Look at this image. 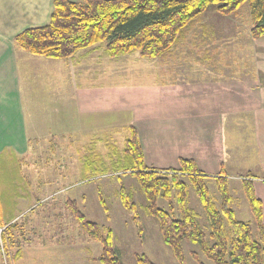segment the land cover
I'll list each match as a JSON object with an SVG mask.
<instances>
[{
    "label": "rangeland",
    "instance_id": "374dc122",
    "mask_svg": "<svg viewBox=\"0 0 264 264\" xmlns=\"http://www.w3.org/2000/svg\"><path fill=\"white\" fill-rule=\"evenodd\" d=\"M222 17V23H218L217 19ZM196 21L206 22L200 26L208 36L205 38L209 39V44L202 45L201 50L199 44H194ZM252 24L248 3L230 14L221 13L217 5L212 4L188 25L190 33L183 35L172 52L163 57H142L138 51L110 57L104 52L105 42H102L100 45L106 56L100 69L99 64L93 62L78 66L77 56L72 65L70 57L58 60L57 80L53 76L45 77L40 103H27L31 111H27L29 125L24 152H0V188L5 193L2 199L9 202L8 205L16 202L15 217L6 225L16 223L13 231L18 244L13 251L21 250L17 258L6 257L1 242L4 227L0 226V263L101 264L96 258L102 252V245L82 229L72 211L70 201H75L86 218L113 229L114 247L124 263L137 264L136 254L144 253L157 264H181L172 248L164 242L158 220L148 211L137 178L129 172L112 169L113 161L122 153L125 139L130 134L129 127L135 124L136 119L132 116L146 110L138 108L141 107L137 106L139 103L142 106L152 103L154 110L161 107L156 115L139 122L142 127L139 137L149 155L146 165L157 170L179 168L180 164L174 162L180 156L191 157L209 151L223 155L227 150L230 158L233 155L237 161L233 157L231 165L224 155L206 158V165L215 166L217 171L205 173L216 175L219 166L225 165L236 217L250 221L256 231V220L243 188L244 178L259 175L251 166L254 155L249 149L251 144L246 130L250 126L242 121L246 114L232 111L229 117L228 112L223 113L217 125V147L209 149L192 137L178 138L179 110L176 103L161 102L164 93L157 101L143 103L146 101L143 90L147 91V96L153 95V88L166 90V94L170 93L171 85L183 90L187 80H192L194 69H216V66L226 74H233L229 78L238 82L250 69L247 50L241 42L247 39ZM196 51L204 58L194 59ZM209 57L211 60L207 61ZM93 65L97 74L90 75ZM82 66L87 72L79 76L75 71ZM83 80H86L85 84L81 83ZM90 89H101L104 93L90 103L85 100ZM189 89L191 91L192 87ZM133 94L138 96L135 100ZM113 96L119 103L112 100ZM175 99L177 102V97ZM170 105L176 110L172 116H167L162 109ZM184 105L180 103L181 108ZM229 145L231 149H225ZM94 154L107 164L108 172L91 175L85 171V158ZM252 179L261 192L259 183L262 182ZM209 184L212 194L219 198L214 180L210 179ZM123 188L136 203L141 225L121 201L120 190ZM188 192L190 206L197 212L201 226L208 230L209 220L191 185ZM158 205L168 208L163 199L158 200ZM183 247L187 264H199L195 255L204 264H215L196 243L185 242Z\"/></svg>",
    "mask_w": 264,
    "mask_h": 264
},
{
    "label": "trees",
    "instance_id": "16d2710c",
    "mask_svg": "<svg viewBox=\"0 0 264 264\" xmlns=\"http://www.w3.org/2000/svg\"><path fill=\"white\" fill-rule=\"evenodd\" d=\"M245 3L249 5L253 21L250 35L263 36L264 0H54L49 23L25 29L15 41L32 54L55 59L71 57L82 48L102 42L110 57L138 51L143 57L160 58L172 52L181 37L188 34V25L210 5L215 4L220 12L230 14ZM129 129L125 146L113 161L112 169L129 172L137 178L148 211L158 220L164 242L180 263L187 264L183 244L192 242L215 264H264L263 202L255 193L253 176L243 179V188L256 220V231L250 221L236 217L224 167L212 176L201 171L193 159L181 158L179 168L152 169L146 165L137 129L133 125ZM84 168L91 175L109 170L97 154L85 158ZM210 179L215 182L219 198L212 194ZM190 185L209 220L208 230L201 226L197 212L190 206ZM4 195L0 188V226L4 227L1 242L6 257L14 259L21 254L20 249L13 251L18 244L13 231L16 223L6 224L15 217L16 202L8 205L2 199ZM120 196L124 207L141 225L131 194L123 188ZM159 199L165 200L168 208L160 207ZM70 203L82 229L102 245L96 261L126 264L114 247L113 229L89 220L75 201ZM195 257L199 264H204ZM136 260L137 264H157L144 253L136 254Z\"/></svg>",
    "mask_w": 264,
    "mask_h": 264
},
{
    "label": "crops",
    "instance_id": "0c3cea01",
    "mask_svg": "<svg viewBox=\"0 0 264 264\" xmlns=\"http://www.w3.org/2000/svg\"><path fill=\"white\" fill-rule=\"evenodd\" d=\"M53 9L54 0H0V152L4 150L24 152L27 138L26 131L29 125V114L27 111H31L27 103H40L41 93L44 92L45 77L53 76L57 80V71L59 70H57L56 64L59 62L58 60H64V58L55 59L32 54L15 41V37L25 29L48 24ZM223 18L217 19L218 23H222ZM197 23L198 26L194 25L197 28L193 32L194 44H199L198 47L201 50L202 45L205 43L209 44V39L205 38L208 36L201 30L200 26L206 22ZM241 43L247 50L250 69L243 78L240 77L238 82L229 78L233 74H226L225 70L215 65L213 66L216 69L212 67L202 70L194 69L192 80H187L183 90L181 89L180 91L178 86L175 88V86L171 85L168 89L170 93L166 94V90L160 91L153 88V95L150 96H147V91L143 90L145 91L146 99L143 103H151L152 100L157 101L162 98V93H164L163 101L161 102L176 103L179 110V121H177L176 129L178 138L192 137L194 140L201 141L209 149L217 147L215 142L219 134L217 125L220 123L219 119H221L222 114L228 112L230 117V114L233 113L232 111L245 113L246 115L243 116L244 119L242 121L250 126L246 130H248L249 144H251L249 149L252 150L254 155L251 166L259 174L253 177L255 180L262 182L259 183V188H262L261 192L254 182L253 184L258 198L263 202L264 218V35L253 38L249 33L247 39ZM214 49L215 47L213 51ZM101 50L102 52L99 53ZM104 52H106L105 49ZM76 56L78 66L93 62L95 65L99 64L98 69H100L99 66L104 62L106 55L105 53L103 54V46L98 43L78 50L70 57L72 59H70L69 63L72 60L74 61ZM201 57L203 56L196 51L194 59L201 60ZM210 60L211 57L207 59V61ZM91 69L93 72H90V75L97 74L94 65ZM102 70L104 71L103 67ZM71 72L74 73V70H71ZM75 72L79 76H83L87 70L82 66L78 72ZM84 81L86 80L81 81V83L85 84ZM189 87H192L191 91ZM101 89H90L89 93L86 94L85 100L90 103L97 101V96L100 93H104ZM137 97V94H133L132 99L135 100ZM175 97H177V102ZM113 99L119 103V100L115 99L114 96L112 97ZM180 103H185V105L181 108ZM137 106H141L138 107L140 109H146L142 114L132 116L133 120L136 119L134 120L136 125H131L137 129L140 136L142 127L139 122L156 115L161 107L154 110L152 103L145 106L139 103ZM173 106L170 105L166 109L163 107L162 112H167V116H172L176 110ZM185 107L186 110H183ZM140 142L144 149L145 161H147L149 155L146 146L141 139ZM227 148L231 149L230 145L225 147V149ZM223 155L231 165L234 161H237V158L233 155L230 158L227 150ZM223 155L218 154L216 151H213V153L211 151L208 153L203 152L202 154L198 153L191 157L190 155H184L180 156L174 163L180 164L181 158H191L201 171L213 172L217 171L215 170L216 167L207 166L206 158H217L216 156L221 158ZM222 164L219 166V172L224 167L228 173L227 168Z\"/></svg>",
    "mask_w": 264,
    "mask_h": 264
}]
</instances>
